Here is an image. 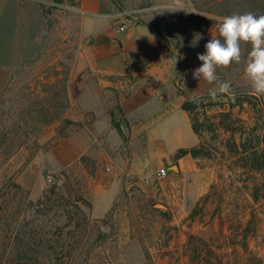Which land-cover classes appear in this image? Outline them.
<instances>
[{"label":"rangeland","instance_id":"1","mask_svg":"<svg viewBox=\"0 0 264 264\" xmlns=\"http://www.w3.org/2000/svg\"><path fill=\"white\" fill-rule=\"evenodd\" d=\"M102 1L115 6V11L125 20L122 23L125 31L132 25H140L163 41L179 60L177 86H185L191 94L215 87L192 75L194 69L202 66L198 55L206 52V43L219 36L217 21L208 17L242 14L245 9L252 12L257 4L256 0ZM1 27L0 38L6 35ZM65 43L40 41L38 56L22 57L13 56L12 50H22L26 42L8 40L6 56L0 58L1 238L5 230L9 235V230L14 228L5 244L16 243L14 237L17 231L23 234L22 225L30 228L35 219L37 224L43 219L46 223L47 219L49 224L58 226L55 235H51L57 241L54 244L57 248L49 249L41 264H197L191 261L190 239L201 242H194L195 247L203 256H209L210 264H264V156L259 155L255 164L250 155L239 153L241 144L256 146L264 139L263 122L258 121V115L247 105L223 117L221 114L228 110L219 106L220 98L200 118L213 130L204 131L210 155L201 158V167L212 174L206 177L212 183L190 206L181 202V195L171 198L166 177L137 185L126 180L105 217L95 219L90 209L84 208L88 222L73 232L69 230H73L74 223L64 225L66 218L59 216L61 207L57 205L52 206L47 216L31 214L28 202L36 203L61 172L67 173L68 178L60 177L59 184L78 190L88 202L93 181L107 183L109 178H116L107 171L108 166L114 165L106 167L104 162H99L101 159H96V163L87 157L85 163L65 169H57L54 163L59 144L77 131L73 126H65L63 119L81 122L78 118L82 117L81 123L89 124L99 108L93 94L97 74L90 69L73 74L74 46L68 44L70 48ZM246 58V45H242L239 64L217 69L218 80L229 82L234 92H251L244 74ZM155 61L151 57L131 66L125 62L129 69L115 77L114 83L121 81L123 92L128 91L138 81V73ZM101 94L106 109L118 114L116 102L106 103L107 90H101ZM85 98L86 105L82 103ZM36 100L45 101L49 118L56 120L54 123L34 121L37 114L29 107ZM84 108L92 110L85 112ZM120 119L115 116L114 122ZM101 123L103 126L104 122ZM12 184L28 190L26 200L24 193ZM35 188L39 190L36 196L32 194Z\"/></svg>","mask_w":264,"mask_h":264},{"label":"crops","instance_id":"2","mask_svg":"<svg viewBox=\"0 0 264 264\" xmlns=\"http://www.w3.org/2000/svg\"><path fill=\"white\" fill-rule=\"evenodd\" d=\"M124 21L108 1L0 0L1 32L9 33L0 38V58L6 56L8 40L26 42L22 50H12L13 56L22 57L38 56L40 41L59 40L74 46L73 74L88 69L97 74L93 94L99 108L89 124L83 123L81 129L59 144L55 151L59 154L54 160L57 169L81 163L87 157L94 161L101 159L99 162L106 167L114 165L108 167L115 179L92 182L89 203L95 219L105 217L111 210L126 180L130 185L143 184V179L160 169L167 171V193L171 198L181 195L185 206L193 204L212 183L206 178L212 174L201 167V158L189 153L176 158L179 150H190L200 142L192 130L191 118L181 106L184 101L209 91L191 94L185 86H177L179 60L160 38L140 25H132L124 33L117 32ZM32 42L35 44L31 45ZM151 57L156 58L155 63L138 73V81L128 91L123 92L121 81L114 83L115 77L126 72V64L138 65ZM103 89L108 93L106 103L117 104L118 114L114 115L121 118L116 121L121 133L112 127V117L101 94ZM261 97L264 102V96ZM87 102L86 98L82 100L84 104ZM38 192L35 188L32 194L36 196Z\"/></svg>","mask_w":264,"mask_h":264},{"label":"trees","instance_id":"3","mask_svg":"<svg viewBox=\"0 0 264 264\" xmlns=\"http://www.w3.org/2000/svg\"><path fill=\"white\" fill-rule=\"evenodd\" d=\"M54 2H58V0H54ZM257 2L255 8H253L252 12L259 15H264V0H256ZM249 10L245 9L242 11L243 13H247ZM250 50V45H246V52ZM222 102H220L219 106L223 107L225 110H228L226 113H222L223 117H228V114L232 113L235 109H242L245 105L249 106L255 113L258 115V121L263 122L264 126V102L261 96L252 95L251 92L248 91H232L231 95L225 94L218 96ZM45 101H35L30 109L36 112L37 116L34 121L41 124H51L56 120L49 118L48 110L49 108L44 103ZM215 104L213 100L209 97V92H205L199 96H195L190 100H186L183 102L181 108L183 111L187 112L192 122V130L195 134L200 137L199 145L190 150H179L176 154V158L181 157L187 153H189L194 158H203L209 156L208 145L204 136V131H213L211 126L206 124V120L200 121L201 116L205 117ZM227 114V116H226ZM112 117V126L119 133L120 127L119 124L114 122L115 115L113 112H110ZM63 123L65 126H73L75 130L81 129L83 127V123L81 122H72L70 120L63 119ZM227 131H231L228 126L225 127ZM241 152L240 154L250 155L252 163L257 164L259 159L258 156H264V139L260 141V143L256 146L248 147L244 143L241 144ZM84 158H81L83 161ZM61 175V176H60ZM58 176L59 178L67 179V173L61 172ZM59 178L55 177V182L52 186H50L44 193V195L36 202H28V205L32 210L31 214L35 215V217L47 216L48 211L52 209V206L57 205V207H61L59 216H63L66 218L65 226H69L74 223L73 230L83 228V225L88 222V216L84 212V208L90 209V203L78 192V190L74 189L69 185H64V183L59 184ZM12 186L17 190L24 193L23 200L27 199L28 190L21 188V186L17 184H12ZM70 187V188H69ZM57 203V204H56ZM26 208H24L25 210ZM26 211V210H25ZM36 213V214H34ZM36 219L34 220V222ZM31 222L30 228L27 225H22L24 228L23 234L21 235L18 231L15 234L16 243L13 246H7L5 244L6 240L11 239V235L13 233V229H10V234L7 235V231L5 230V235L1 238L0 236V264H41V259L46 257V253L49 249L54 250L57 248L56 240H52L51 235H55V230H58V226L55 224H49L46 219V223H44V219L38 224ZM53 229V230H52ZM62 231V229L60 228ZM198 241L197 239H190L189 247H193L191 251V261H196L197 264H210L209 256H203V252L198 250L195 247V243ZM198 243V244H199ZM193 245V246H192ZM203 257H206L203 260ZM202 262V263H201Z\"/></svg>","mask_w":264,"mask_h":264},{"label":"clouds","instance_id":"4","mask_svg":"<svg viewBox=\"0 0 264 264\" xmlns=\"http://www.w3.org/2000/svg\"><path fill=\"white\" fill-rule=\"evenodd\" d=\"M208 18L217 21L219 36L207 42L206 52L198 55L202 66L193 70V78L215 84L209 90V97L213 101L218 96L231 95L230 83L218 80L217 69L239 64L242 45H250L244 74L250 83L251 94L264 96V15L247 12Z\"/></svg>","mask_w":264,"mask_h":264},{"label":"built area","instance_id":"5","mask_svg":"<svg viewBox=\"0 0 264 264\" xmlns=\"http://www.w3.org/2000/svg\"><path fill=\"white\" fill-rule=\"evenodd\" d=\"M126 30V26L124 24H120L117 28L118 32L123 33ZM111 168L107 167V171L111 172ZM167 177V171L165 169H160L155 171L150 177H147L145 179H143V182L146 184L155 182V181H160L163 180ZM48 180L50 181L51 178L49 177Z\"/></svg>","mask_w":264,"mask_h":264}]
</instances>
